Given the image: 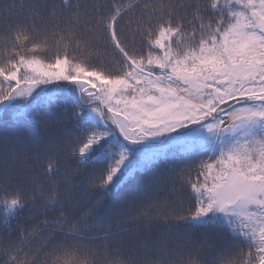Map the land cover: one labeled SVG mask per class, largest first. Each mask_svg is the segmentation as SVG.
I'll return each mask as SVG.
<instances>
[{
    "label": "snow or ice",
    "instance_id": "6c2138e0",
    "mask_svg": "<svg viewBox=\"0 0 264 264\" xmlns=\"http://www.w3.org/2000/svg\"><path fill=\"white\" fill-rule=\"evenodd\" d=\"M15 7L0 18V264H264V0ZM146 144L163 147L129 169L125 145Z\"/></svg>",
    "mask_w": 264,
    "mask_h": 264
},
{
    "label": "trees",
    "instance_id": "16d2710c",
    "mask_svg": "<svg viewBox=\"0 0 264 264\" xmlns=\"http://www.w3.org/2000/svg\"><path fill=\"white\" fill-rule=\"evenodd\" d=\"M31 0H0V18H2L4 9L9 5H15L16 7L11 10L9 15L12 16L13 19H16L18 17H22L25 13L21 10L20 5L23 4L27 6ZM123 3H127L128 0H122ZM8 123L10 124L11 121L8 120ZM5 124V118L0 116V131H9L11 132L12 129H10ZM127 150L130 153V159L128 161V168H139L142 164L147 163L149 160H152L154 155L148 152V160H136V154L137 152H141L140 154L147 153L148 149H137L133 146H127L125 145ZM134 148V149H132ZM146 152H143V151ZM158 150V149H155ZM143 152V153H142ZM150 156V157H149ZM108 156H105V163L107 162ZM185 161L183 159H177L173 161H161L159 163H154L152 166L148 167L146 171L139 172L134 179H131L128 183H126L121 189L118 191H113L112 194L109 196L106 207L104 212L102 213L103 216L108 217L112 216L116 213L118 210L119 205L132 197H139L145 192H150V190L154 189L156 187V182L167 175V173L174 167H178L182 165ZM158 195L160 197H168L169 199H174L175 194L171 193L167 190V188H164L163 190L159 191ZM30 222H22L23 227H27V224ZM163 229H157V234L162 231ZM173 232L170 234L172 236H175L176 233H181L186 231L185 227L182 226L179 229H172Z\"/></svg>",
    "mask_w": 264,
    "mask_h": 264
},
{
    "label": "rangeland",
    "instance_id": "374dc122",
    "mask_svg": "<svg viewBox=\"0 0 264 264\" xmlns=\"http://www.w3.org/2000/svg\"><path fill=\"white\" fill-rule=\"evenodd\" d=\"M2 117V116H1ZM147 145V147H146ZM146 145H140V146H133L134 148H139V149H148L147 150V153H143V152H146L145 150L142 152L143 154H140L141 152H137L136 154V160H144V161H147L149 158L147 156L148 152L151 153L152 155H155V153L161 148L163 147V145L161 144H146ZM132 148V149H134ZM155 149H158V150H155ZM150 157V156H149Z\"/></svg>",
    "mask_w": 264,
    "mask_h": 264
}]
</instances>
